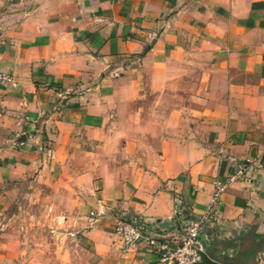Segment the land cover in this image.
Listing matches in <instances>:
<instances>
[{
	"label": "crops",
	"instance_id": "obj_1",
	"mask_svg": "<svg viewBox=\"0 0 264 264\" xmlns=\"http://www.w3.org/2000/svg\"><path fill=\"white\" fill-rule=\"evenodd\" d=\"M0 70V264L154 262L115 217H200L214 182L205 253L255 256L264 0H0Z\"/></svg>",
	"mask_w": 264,
	"mask_h": 264
},
{
	"label": "built area",
	"instance_id": "obj_2",
	"mask_svg": "<svg viewBox=\"0 0 264 264\" xmlns=\"http://www.w3.org/2000/svg\"><path fill=\"white\" fill-rule=\"evenodd\" d=\"M15 86L11 77L0 70V86ZM215 191L206 206L205 212L196 218L174 219L169 225L161 221L148 220L140 215L119 213L113 223L112 233L120 241L123 250L144 245L156 255L154 262L143 261L142 264H201L202 254L205 253V245L202 239V231L210 218L213 207L218 198L224 192L226 185L213 183ZM90 219L95 221L100 214L90 212ZM175 233L174 246H168L162 238L167 234Z\"/></svg>",
	"mask_w": 264,
	"mask_h": 264
},
{
	"label": "rangeland",
	"instance_id": "obj_3",
	"mask_svg": "<svg viewBox=\"0 0 264 264\" xmlns=\"http://www.w3.org/2000/svg\"><path fill=\"white\" fill-rule=\"evenodd\" d=\"M262 238H260L259 240H258V244L256 243V246L258 245V247L255 249L256 251H255V256H253V257H246L245 259H244V263L245 264H264V235H262L261 236ZM244 243H245V245H246V243L248 244V245H251L252 247L254 246L255 247V244H254V239H253V237H251L250 239H244ZM226 245H228L227 244V242H225L224 244H223V247H225L226 248ZM25 252V254H24V256H28V253H26L27 252V250H25L24 251ZM29 252V251H28ZM22 264L23 263V260H21V259H18V262L16 263V264Z\"/></svg>",
	"mask_w": 264,
	"mask_h": 264
},
{
	"label": "water",
	"instance_id": "obj_4",
	"mask_svg": "<svg viewBox=\"0 0 264 264\" xmlns=\"http://www.w3.org/2000/svg\"><path fill=\"white\" fill-rule=\"evenodd\" d=\"M201 264H223L211 259L206 253L202 254V263Z\"/></svg>",
	"mask_w": 264,
	"mask_h": 264
}]
</instances>
